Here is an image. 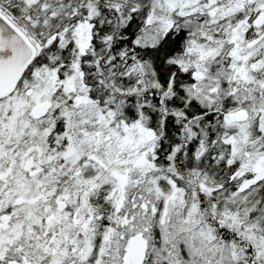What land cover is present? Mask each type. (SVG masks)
<instances>
[{
    "label": "snow or ice",
    "instance_id": "6c2138e0",
    "mask_svg": "<svg viewBox=\"0 0 264 264\" xmlns=\"http://www.w3.org/2000/svg\"><path fill=\"white\" fill-rule=\"evenodd\" d=\"M0 264H264V0H0Z\"/></svg>",
    "mask_w": 264,
    "mask_h": 264
}]
</instances>
